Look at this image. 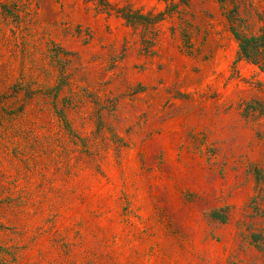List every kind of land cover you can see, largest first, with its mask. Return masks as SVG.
Returning <instances> with one entry per match:
<instances>
[{"label":"rangeland","instance_id":"rangeland-1","mask_svg":"<svg viewBox=\"0 0 264 264\" xmlns=\"http://www.w3.org/2000/svg\"><path fill=\"white\" fill-rule=\"evenodd\" d=\"M231 26L264 0H0V264H264V73Z\"/></svg>","mask_w":264,"mask_h":264},{"label":"trees","instance_id":"trees-1","mask_svg":"<svg viewBox=\"0 0 264 264\" xmlns=\"http://www.w3.org/2000/svg\"><path fill=\"white\" fill-rule=\"evenodd\" d=\"M223 3L224 0H218ZM121 16L130 23L136 20H131L129 10L123 8L120 10ZM139 17H146L147 23H153L157 18H150L142 14H137ZM138 21V20H137ZM232 33L238 42L239 56L254 64L258 70L264 73V29L256 34H242L234 26H231Z\"/></svg>","mask_w":264,"mask_h":264}]
</instances>
